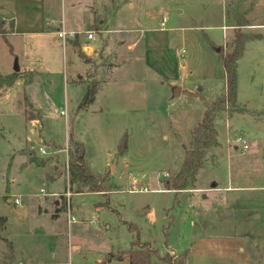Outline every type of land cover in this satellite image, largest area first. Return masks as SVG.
<instances>
[{
  "label": "rangeland",
  "instance_id": "374dc122",
  "mask_svg": "<svg viewBox=\"0 0 264 264\" xmlns=\"http://www.w3.org/2000/svg\"><path fill=\"white\" fill-rule=\"evenodd\" d=\"M40 1L45 22L56 21L52 27L27 48L16 42L12 53L0 37L4 69L14 70L25 56L31 63L39 56L34 67L42 72L35 84L36 121L18 116L15 96L21 94L0 98V215L7 218L0 264H15L5 238L17 259L32 264H106L107 252L127 250L136 240L155 251L151 264H165L160 257L166 255L175 264H264V0ZM61 21L79 34L74 40L58 37ZM1 27L11 31L9 24ZM238 30L251 40L238 58L236 102L224 103L215 114L218 146L207 150L195 189L167 191L162 181L179 169L190 132L224 93L218 54L232 50ZM92 31L88 43L97 49L84 51ZM136 39L134 49H127ZM75 40L90 60L87 70ZM75 72H83L75 82L99 85L93 103L77 112L73 108L83 93L70 86ZM33 76L26 74L25 80ZM175 86L180 95V89L173 95ZM19 104L28 117L35 116L22 98ZM123 135L127 149L120 155ZM67 136L83 144L90 170L107 173L105 192L77 193L73 185L67 197ZM53 142L66 159L59 154L58 161ZM31 159L59 165L62 176L51 181L52 167ZM41 188L55 195L52 212L61 208L53 221L37 213L38 205L51 210ZM7 197L19 198L20 206Z\"/></svg>",
  "mask_w": 264,
  "mask_h": 264
},
{
  "label": "trees",
  "instance_id": "16d2710c",
  "mask_svg": "<svg viewBox=\"0 0 264 264\" xmlns=\"http://www.w3.org/2000/svg\"><path fill=\"white\" fill-rule=\"evenodd\" d=\"M3 24L0 21V36L3 37L5 43L8 46V50L12 53L11 45L9 44L6 36L5 30L1 27ZM13 24H11L12 27ZM93 25V29H94ZM251 40L247 34L243 33L242 31L238 30L235 33L234 38L230 44L232 50L230 52H220V49H216L215 51L218 54L220 65L223 68V78L225 82L224 93L217 101L213 102L210 106L206 108L203 113V118L201 122L190 132L191 134V142L190 148L185 150V157L183 158L179 169L173 173V176L169 179H164L162 181V185H164V189L167 191H171L173 193H178L179 191L183 190H191L195 189L196 185V176L198 172L203 168V163L206 158L207 150L211 147L218 146V133L214 128V120L215 114L218 112L224 103L226 102H236V68L237 64L235 63L238 58L241 56L242 51L244 49V44ZM73 47L78 55V57L84 63H90V60L81 52L79 51V44L78 41L75 40L72 42ZM213 49L212 43L209 45ZM19 77L18 72H14L9 75H2L0 73V95L5 88L11 87L14 82ZM86 92L80 103L78 105L77 110H86V108L93 103L95 99V95L98 91L97 83L86 82ZM25 113L27 114L26 110ZM127 149V135H123L121 138L117 152L122 155ZM68 164H67V172H68V186L70 190L73 185L77 186V190L75 192H81L82 188H88L91 192H105L107 190L106 181L108 178L107 173L105 175L97 174L89 170L86 161V153L84 150V146L81 142L76 141L74 137L69 136L68 140ZM31 162L44 165V161L35 162L31 159ZM59 210L51 215L52 219L57 217V213ZM6 221L5 217L0 216V232L4 228V223ZM133 228L129 225V229ZM6 241V240H3ZM9 249V257L13 260V248L10 243H8ZM140 242L136 240L132 242L131 247L124 251H110L107 253V262L117 261V262H124L126 261L127 264H151V257L155 253L153 249L148 247L145 244L139 245ZM186 257V254L183 255ZM160 259L165 264H175L169 259V256L160 257ZM176 264H183L182 260H177Z\"/></svg>",
  "mask_w": 264,
  "mask_h": 264
},
{
  "label": "crops",
  "instance_id": "0c3cea01",
  "mask_svg": "<svg viewBox=\"0 0 264 264\" xmlns=\"http://www.w3.org/2000/svg\"><path fill=\"white\" fill-rule=\"evenodd\" d=\"M40 4H41V1L40 0H0V21H2L3 23H5L7 25L9 24L10 26H11V24H13L12 27H11V31L6 34V36H8L7 37V40L9 42V44L11 45L12 52L13 51L16 52V47H15L16 46L15 45L16 42H20L21 43L20 46L22 48H24V47L27 48L29 42L35 36L41 35L45 31L46 28L52 27L54 25V22H56L54 19H51L50 22H45V19L43 18L44 17V15H43V7ZM129 7L130 8H133L134 5L132 3H129ZM95 20L92 22V26L94 25ZM103 21H104V19H102L101 21L99 20V22H98L99 26L103 25ZM61 22H62L61 23V29H57L56 33H58L59 31H64L66 33V35H67V39H68V35L71 36L70 33H74L76 35H79L73 29L66 28V25L64 26V22L63 21H61ZM0 37H2V36H0ZM77 37H76V39H77ZM73 38L74 37L71 36L70 41L71 40H74ZM88 41L89 40H85V41H83L84 43H82V46H83L82 48H83L84 51H86V49H88V48H90V49H97V48H91L89 46ZM137 41H138V39H136V41H134L132 44L131 43H127L126 44V48L129 49V50L130 49L131 50L134 49ZM183 52L184 51H182V53ZM38 57H35L34 58V60H35L34 63H31V62H28L27 61L28 60V56H25L21 61L18 59V61L15 62V63L17 64V66L19 68L18 69L19 70L18 71L19 77L17 78V80L14 82V84L11 87L5 88L2 91L1 95H0V98H1V96L8 97L14 91L17 92L16 95L21 94V96L20 95L15 96V102H16V105H17V113H18V116L21 117L24 121H30V122L31 121H36V119H38V117H39V112L37 110V107L38 106H37V103H35V100H36V91L35 90L37 88V87H35V84H38V81L41 79L42 72L40 70H37L34 67V65L39 61L37 59ZM144 61H145L144 62L145 65L144 66L147 67L148 66V62H147L146 56H145ZM87 64L88 63H86L85 70L88 69ZM119 65L114 66L113 68H111V70L117 69L119 67ZM107 71H109V70H107ZM14 72H15L14 70H12L10 68L9 69H7V68L4 69L0 65V73L2 75L5 76V75L12 74ZM83 72H85V71H83ZM83 72H81V73L75 72L74 74H72V76L70 78V86H72V87L76 86L75 88H78L79 86L81 87L80 93H83L82 94V97L84 96V94L86 92L87 85L83 81L75 82V79L76 78H81L83 76L82 75ZM29 73H33L34 76H33L32 79L26 81L25 80V75L26 74H29ZM104 81L105 80H103V82ZM100 82H102V81H100ZM64 86L66 87V90H67V87H69L68 86L67 79H65V78H64ZM100 88H102V85H101ZM179 89H180V92H179V95H180V93L182 92L181 88L180 87H177V86L173 87V89H172L173 95L177 91H179ZM82 97H80L79 100H77V103L75 104V106L73 108V109H76V112H77V108H78V105H79L80 100L82 99ZM20 98H22V100L24 101V104L25 103L29 104L28 105L29 108L32 111H35L36 112V114H35L34 117H28V115H26V113H25L24 108L22 109L20 107V104H19V99ZM69 102H73V99L72 98H69L68 99V103ZM86 109H88V107ZM62 112L65 115V112L64 111H61V114H62ZM68 140H69V137L66 139L65 145L68 144ZM53 144H54V147L57 148V154H58L57 158H58V161L60 162V161H62V159L60 158V155L59 154H64V153L61 151L60 148L57 147V145H56L55 142H53ZM63 159H66V155L65 154H64V158ZM45 165L46 166H49V167H52V169L54 170L53 176L50 177V180L51 181H54V179L56 177L62 176V175H59L58 174V172H59L58 170L60 168L59 165H57L55 163L53 164V163H51V161L48 164H45ZM213 186H214V184H213ZM40 192L42 194H45V196H47V195L49 196V197H46V199H47L46 201L48 202L49 208L50 207L52 208V206H50V204H51V198H53V196H51V194H54V193H47L44 188H41ZM15 199H17L19 201V204H17V205L14 204V200ZM15 199L11 200L10 197H7V200L10 203H12L14 206H20V204H21L20 199L19 198H15ZM52 204L55 206L57 204V201L56 200L53 201ZM37 213L39 215H41L42 213L43 214H45V213L49 214L50 215V220H52V221L57 218L56 217L55 219H52L51 218V215L54 214L52 212V209L51 210H48L45 206L38 205ZM2 217H5L6 218V216H2ZM69 217L70 218L73 217V216H71V211H70ZM91 221H92L93 224H95L97 222L94 219H92ZM6 222H7V218H6V221L4 223L5 224L4 225V228H3V230L0 233H2L5 230L6 225H7ZM66 222L68 223V226L72 225V223H73V221H69L68 222L67 217H66ZM4 240L8 241L6 238ZM11 245H12V243H11ZM12 248H13V254L12 255L14 257V263L15 264H32V263H28L27 261L21 260L20 258L17 259V257L15 256V249H14L13 246H12ZM69 250H70V247H69ZM51 256L54 259L56 258L54 252L51 253ZM62 264H67V263H62ZM107 264H109V262H107Z\"/></svg>",
  "mask_w": 264,
  "mask_h": 264
},
{
  "label": "built area",
  "instance_id": "2783aa9c",
  "mask_svg": "<svg viewBox=\"0 0 264 264\" xmlns=\"http://www.w3.org/2000/svg\"><path fill=\"white\" fill-rule=\"evenodd\" d=\"M165 21H166V18H164L163 20H162V22L160 23V25H161V27L163 28L164 27V24H165ZM87 34V40H93L94 39V32L92 31V32H87L86 33ZM57 35L59 36V38H61L63 41H66V39H67V35H66V33L64 32V31H59L58 33H57ZM70 35L71 36H73L74 37V33H70ZM62 114H64L63 112H62ZM240 144H242V149H244V150H247V145H246V143L244 142V140L242 139V138H239L238 140H237ZM67 151H68V148H66L65 150H64V152L67 154ZM38 152L40 153V154H42V155H45V150H44V148L43 147H39L38 148ZM67 170V169H66ZM68 184V183H67ZM68 188V187H67ZM67 195V197H70V189L68 188V193L66 194ZM51 196H55L54 194H51ZM14 204L15 205H17V204H19V201L17 200V199H15L14 200ZM69 215H70V205L68 206V210H67V219H68V222L69 221H74V218L72 217V218H70L69 217ZM67 264H71V262H68Z\"/></svg>",
  "mask_w": 264,
  "mask_h": 264
},
{
  "label": "water",
  "instance_id": "95a60500",
  "mask_svg": "<svg viewBox=\"0 0 264 264\" xmlns=\"http://www.w3.org/2000/svg\"><path fill=\"white\" fill-rule=\"evenodd\" d=\"M238 60L235 62L236 64H238ZM19 68H18V66H16L15 68H14V71L17 73L19 70H18ZM178 140L180 141L181 140V138H178Z\"/></svg>",
  "mask_w": 264,
  "mask_h": 264
}]
</instances>
